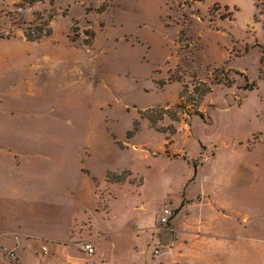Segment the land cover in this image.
<instances>
[{"label": "rangeland", "instance_id": "374dc122", "mask_svg": "<svg viewBox=\"0 0 264 264\" xmlns=\"http://www.w3.org/2000/svg\"><path fill=\"white\" fill-rule=\"evenodd\" d=\"M152 78L157 92L177 84L142 109ZM126 136L147 150L174 136V151L198 150L195 166L216 146L250 156L264 198V0H0V207L32 219L28 202L55 193L43 180L131 164L115 144ZM155 167L192 175L181 161Z\"/></svg>", "mask_w": 264, "mask_h": 264}, {"label": "crops", "instance_id": "0c3cea01", "mask_svg": "<svg viewBox=\"0 0 264 264\" xmlns=\"http://www.w3.org/2000/svg\"><path fill=\"white\" fill-rule=\"evenodd\" d=\"M175 59L166 65L173 67ZM153 79L150 88L155 87ZM173 83L166 82L159 92L144 90L154 95V101L142 109L168 102L166 92L177 84ZM171 139L147 150V145L126 136L115 144L130 154L131 164L104 176L81 168L73 184L65 183L62 174L59 183L43 180L39 190L55 193L28 202L32 219L20 221L12 210L0 207V264H256L257 255L259 264H264V222H256L264 198L257 193L250 156L238 157L234 152L218 156L216 146L205 163L195 166L192 159L198 150L189 156L178 153L172 149L174 136ZM207 148L201 150L208 152ZM180 161L192 175L179 182L163 175L165 167L160 176L159 168L154 169ZM142 162L148 163L141 167ZM174 186H178L177 193L171 190ZM165 204L173 209L170 226L177 231L157 236L151 227ZM53 208L56 217L45 218L43 223L45 212ZM156 239L162 248L154 258L151 246ZM85 241H90L93 254L79 246ZM2 248L14 250L17 261L7 259Z\"/></svg>", "mask_w": 264, "mask_h": 264}, {"label": "built area", "instance_id": "2783aa9c", "mask_svg": "<svg viewBox=\"0 0 264 264\" xmlns=\"http://www.w3.org/2000/svg\"><path fill=\"white\" fill-rule=\"evenodd\" d=\"M207 159L208 157L206 155H202V157H200L199 160L197 161L198 166L205 163ZM172 217H173V209L168 204L163 205L155 220V223L151 227L153 233L157 236L163 232L175 233L177 230L170 226V220L172 219ZM79 246L89 255L93 254L94 252V249L90 244V241L81 242L79 243ZM161 248L162 245L160 241L156 239L151 246V252L154 258L158 257L161 254ZM42 249L44 252L46 251L44 247ZM2 253L10 261L12 262L17 261V257L14 253V250H8L6 248H2Z\"/></svg>", "mask_w": 264, "mask_h": 264}, {"label": "trees", "instance_id": "16d2710c", "mask_svg": "<svg viewBox=\"0 0 264 264\" xmlns=\"http://www.w3.org/2000/svg\"><path fill=\"white\" fill-rule=\"evenodd\" d=\"M50 34H51V30H50V28H48L45 32H44V34H39V35H37V36H30L29 34H25L24 33V37H25V39L27 40V41H29V42H34V41H37V40H39L41 37H44V36H46V37H48V36H50ZM114 179H119V177H115Z\"/></svg>", "mask_w": 264, "mask_h": 264}]
</instances>
